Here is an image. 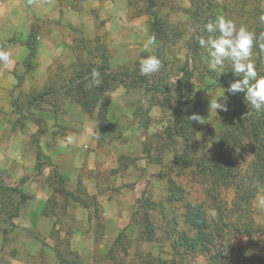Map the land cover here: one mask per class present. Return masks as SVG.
<instances>
[{"label":"rangeland","instance_id":"obj_1","mask_svg":"<svg viewBox=\"0 0 264 264\" xmlns=\"http://www.w3.org/2000/svg\"><path fill=\"white\" fill-rule=\"evenodd\" d=\"M230 1L216 0L217 17H227ZM192 4L160 0L154 17L144 1L59 0L60 20L33 23L40 37L56 28L64 54L47 76L38 59L30 74L19 71L17 87L25 85L4 99L21 115L11 124L25 126L30 119L37 128L32 147L38 164L32 176L52 186L45 214L61 228V264H264V208L256 202L264 179L260 182L256 168L259 144L247 136L256 118L245 131L230 119L228 94L206 75L205 49L195 53L201 26L194 23ZM159 23L162 33L154 31ZM151 35L155 44L145 49ZM150 55L162 67L143 76L139 61ZM251 59L258 76H264L254 50ZM102 66L106 69L100 71ZM93 69L100 73L95 83L91 74L77 81L78 70ZM70 79L77 83L66 87ZM84 81L88 88L106 87L92 114L77 100L75 86ZM212 98L225 102L227 111L210 109ZM51 106L68 151L59 164L39 146L48 125L35 116L50 117ZM193 114L204 123L190 121ZM229 129L236 131L235 147L223 143ZM178 156H186V162ZM217 164L230 174L219 185L208 173ZM170 180L183 188V202L168 204ZM23 202L19 194H1V222L10 220L9 229H15L11 222ZM186 203L203 205L217 240L211 255L223 250L218 261L199 250L175 249L184 232L195 236L185 223ZM41 255L36 263L48 264L46 252Z\"/></svg>","mask_w":264,"mask_h":264},{"label":"crops","instance_id":"obj_2","mask_svg":"<svg viewBox=\"0 0 264 264\" xmlns=\"http://www.w3.org/2000/svg\"><path fill=\"white\" fill-rule=\"evenodd\" d=\"M60 12L59 0H0V50L11 54V63L7 67L0 64V185L18 188L25 197L19 215L12 219L14 230L9 229L10 220L1 222L0 204V264H37L43 251L48 264H61L58 259L61 242L57 240L61 228L53 225L54 219L45 214L52 186L32 176L38 164L37 151L32 147L37 128L29 125L30 119L25 126L11 124L14 117L21 118V115L4 99L5 94L11 98L12 92L16 95L25 85L17 87L18 73L24 71L23 63L29 54L25 41L34 28L33 23L37 20L56 22L60 20ZM61 40L56 28L48 37L38 36L37 59L46 76L54 69L57 58L64 54L63 48L58 47ZM50 108L52 112L47 111L50 117L44 115L46 113L35 116L44 119L48 125V131L40 135L39 146L41 150L53 153V163L59 164L68 151L64 150L65 141L55 124L56 109ZM82 239L90 245L89 236Z\"/></svg>","mask_w":264,"mask_h":264},{"label":"trees","instance_id":"obj_3","mask_svg":"<svg viewBox=\"0 0 264 264\" xmlns=\"http://www.w3.org/2000/svg\"><path fill=\"white\" fill-rule=\"evenodd\" d=\"M129 1H144L148 3L147 11L152 13L154 17H157V13L155 12L154 8L158 5L160 0H129ZM192 5L194 7V11H192V17L194 18L195 25H200L201 29L198 33V37L206 35H219V33H208L204 26L209 20H215L217 17L216 11V0H192ZM226 15L227 18L232 19L234 22L240 23V26H245L249 31L253 32L257 37L261 33H264V21L260 20L261 16H264V0H231L230 4L226 6ZM160 26L157 24L155 28V32L162 33V29L158 28ZM38 36L39 32L36 28H33L31 32L27 35L25 45L28 47L29 54L25 62L23 63L25 71L30 74L37 63L38 57ZM195 53H199L203 48L200 47L198 40L195 41L194 44ZM253 50L256 51L257 54V63L263 64L264 63V51H261L259 47L255 44L253 46ZM207 55V54H206ZM207 57V56H206ZM202 58V57H201ZM100 68V71H103L106 68ZM206 75L211 78L214 82L212 86L223 88L224 91L228 94L231 100L230 109L231 115L229 116L233 122H237L236 125L243 131L247 130L246 124L249 121H253L255 119L254 126L251 128V132L247 135L248 137H253V141L255 144H259L256 150V168L257 171L261 173L262 176L259 177L260 182L264 179V144L261 142V137L264 134V111L257 112L246 103L245 101V94L244 93H236L232 94L228 91L229 86L231 83L235 82L241 77H236L235 74L231 70L230 64H226L223 69L218 71H213L209 67L206 68ZM222 72V73H221ZM92 73V70L86 71H79L77 72L76 79H84L86 76H89ZM115 79L117 75H114L113 72L111 73ZM73 79L69 80V83L66 87H72L77 82H73ZM79 82V81H78ZM77 87V100L81 103L82 107L89 113L92 114L96 108V103H99L98 97L105 91V86L102 87H89L87 86V81L84 83L79 84ZM52 88V87H51ZM49 93L43 94L47 95ZM81 96V97H79ZM80 99V100H79ZM104 117V116H103ZM259 120H263L259 122ZM98 122L99 124L104 123V119L102 115H98ZM183 133L186 135V131ZM236 131L234 129H229L227 132L226 140H223L224 145H228L229 147H235L236 143L238 142L236 136ZM246 135V134H245ZM192 137V136H191ZM259 142V143H258ZM227 146V147H228ZM179 161L186 162V156L179 157ZM177 158V159H178ZM178 164V162H177ZM192 164V162L190 163ZM209 172L211 178L215 179V184L219 185L221 180L226 183L229 179L230 174L227 170L217 164L216 166L209 167ZM3 191H7L12 194H19L21 196L22 201L25 200L24 195L22 192L18 190V188H7V187H0V196ZM185 198L183 188L178 185L174 180L169 181V188H168V197L167 202L168 204H174L178 202H183ZM185 212H184V219L185 223L188 227L195 233V236H189L185 232L180 236L179 240H177L175 244V249L178 248H185L188 251H197L199 250L202 254L211 255V252L214 248H216V236L214 232L211 230L212 225L210 219L203 209L202 204H192L186 203L185 204ZM216 254L211 255V259L214 261H218L222 255L223 250H217Z\"/></svg>","mask_w":264,"mask_h":264},{"label":"clouds","instance_id":"obj_4","mask_svg":"<svg viewBox=\"0 0 264 264\" xmlns=\"http://www.w3.org/2000/svg\"><path fill=\"white\" fill-rule=\"evenodd\" d=\"M260 20L264 21V16H261ZM204 28L210 34L219 33V35H209L207 38L198 37L200 47L207 53L208 67L213 71H218L223 69L225 63L228 62L235 76L241 77L230 84L228 91L232 94L244 93L245 101L251 109L257 112L264 111V76H258L256 66L251 59L254 44L264 51V33L257 37L245 26L237 27L232 19L225 16L209 20ZM154 44L155 36H148L144 48L149 49ZM10 63V52L0 50V64L7 67ZM161 67V60L155 55L144 57L139 61V72L143 76L155 74L160 71ZM99 75L100 73L93 69L91 77L94 83ZM210 109H215L216 112L218 109L227 111V104L217 98H212ZM189 120L204 123L203 117L199 114H193ZM256 202L259 207L264 208V193L257 194ZM213 215H215L214 212Z\"/></svg>","mask_w":264,"mask_h":264}]
</instances>
